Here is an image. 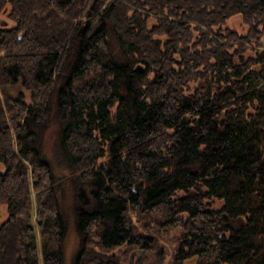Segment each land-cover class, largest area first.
I'll return each instance as SVG.
<instances>
[{
  "label": "trees",
  "instance_id": "1",
  "mask_svg": "<svg viewBox=\"0 0 264 264\" xmlns=\"http://www.w3.org/2000/svg\"><path fill=\"white\" fill-rule=\"evenodd\" d=\"M1 12L0 264H65L72 227V264H264V0ZM18 83L31 102L9 93ZM52 123L73 225L40 145Z\"/></svg>",
  "mask_w": 264,
  "mask_h": 264
},
{
  "label": "rangeland",
  "instance_id": "2",
  "mask_svg": "<svg viewBox=\"0 0 264 264\" xmlns=\"http://www.w3.org/2000/svg\"><path fill=\"white\" fill-rule=\"evenodd\" d=\"M9 18L5 13H0V22L1 23H7ZM10 23V22H9ZM233 28L236 30L243 32L245 31V27L242 24L241 17L238 16L233 19V23L231 24ZM113 45L115 46L116 43L113 40L112 41ZM9 93L13 97H17L20 92L24 93L27 96V100L31 102L29 96H30V91L22 84L18 83L14 86H10L8 88ZM60 140V134H59V127L58 125L56 126V123H52L50 125V128L46 130L42 136L40 137V145L42 146L43 150L46 152V158L51 162L52 168L54 170V173L59 176L61 179L62 185L59 184L58 187V194H62V198L65 199V204H66V211L68 214H65L66 218L69 223H74L75 221V215L76 212L78 211V199L77 196H75V193L73 191V180L72 178H65L66 176L69 175L71 172V164L68 161V159L64 156L62 153V149L59 143ZM70 176V175H69ZM66 189V192L64 191ZM79 189V188H78ZM82 191V189H79V191ZM66 193V195H65ZM93 195V193H92ZM76 210V212H75ZM6 215V210L5 207H2L0 209V218L2 219ZM38 241L40 242V236L38 235ZM77 236L75 233L74 228H70L68 230V235L66 237V242H65V264H72V261L77 254L78 248H77ZM131 263L133 264H138L141 262V258H137L134 253L131 254Z\"/></svg>",
  "mask_w": 264,
  "mask_h": 264
},
{
  "label": "bare ground",
  "instance_id": "3",
  "mask_svg": "<svg viewBox=\"0 0 264 264\" xmlns=\"http://www.w3.org/2000/svg\"><path fill=\"white\" fill-rule=\"evenodd\" d=\"M91 198L89 199V203L91 204V205H89V206H92V203H91ZM78 203V202H77ZM79 206H80V203H78V208H79ZM96 207V206H95ZM80 209V208H79ZM81 211H82V209H80ZM80 210H78V212L80 211Z\"/></svg>",
  "mask_w": 264,
  "mask_h": 264
}]
</instances>
